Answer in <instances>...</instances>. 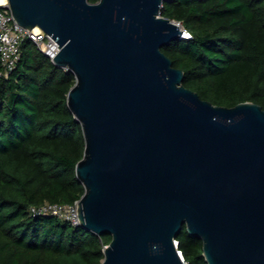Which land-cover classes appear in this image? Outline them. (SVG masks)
<instances>
[{"label":"water","instance_id":"95a60500","mask_svg":"<svg viewBox=\"0 0 264 264\" xmlns=\"http://www.w3.org/2000/svg\"><path fill=\"white\" fill-rule=\"evenodd\" d=\"M73 72L68 107L81 123V226L110 236L102 264H185L184 226L208 264H264V109L213 105L184 85L162 48L181 23L166 0H9Z\"/></svg>","mask_w":264,"mask_h":264},{"label":"trees","instance_id":"16d2710c","mask_svg":"<svg viewBox=\"0 0 264 264\" xmlns=\"http://www.w3.org/2000/svg\"><path fill=\"white\" fill-rule=\"evenodd\" d=\"M161 12L192 36L162 48L186 88L213 105L264 109V0H169ZM21 49L17 68L0 76V264H102L110 236L31 211L83 197L75 169L85 136L68 107L74 73L28 39ZM177 238L187 264H208L201 238L186 226Z\"/></svg>","mask_w":264,"mask_h":264},{"label":"built area","instance_id":"2783aa9c","mask_svg":"<svg viewBox=\"0 0 264 264\" xmlns=\"http://www.w3.org/2000/svg\"><path fill=\"white\" fill-rule=\"evenodd\" d=\"M180 38L191 39L192 36L187 30H184ZM27 39L32 41L35 47L48 57L52 63L61 51L58 42L45 31L38 27L29 31L17 23L12 14L9 0H0V57L3 67L0 76L8 77L17 68L22 54L21 46ZM78 206V202L74 205L44 203L41 207H32L31 211L37 216H52L70 222L75 226H81L78 217ZM174 243L178 254L184 263L187 264L184 255L179 249L178 239Z\"/></svg>","mask_w":264,"mask_h":264}]
</instances>
